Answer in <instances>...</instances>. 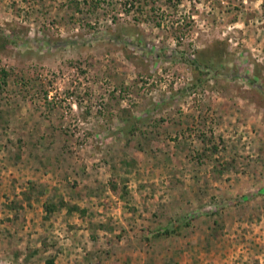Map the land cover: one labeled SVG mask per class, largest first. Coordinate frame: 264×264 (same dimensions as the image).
Segmentation results:
<instances>
[{"label": "rangeland", "instance_id": "obj_1", "mask_svg": "<svg viewBox=\"0 0 264 264\" xmlns=\"http://www.w3.org/2000/svg\"><path fill=\"white\" fill-rule=\"evenodd\" d=\"M122 1L0 0V264H264V0Z\"/></svg>", "mask_w": 264, "mask_h": 264}, {"label": "trees", "instance_id": "obj_2", "mask_svg": "<svg viewBox=\"0 0 264 264\" xmlns=\"http://www.w3.org/2000/svg\"><path fill=\"white\" fill-rule=\"evenodd\" d=\"M68 2H67V4L69 5V6H71V5H75V6H79L80 4H86L87 2H89V1H91L92 2V4H91V6L93 5V6H98V5H100V4H102L103 5V3H109L110 1H112V0H67ZM147 0H123L122 1V3H123V6H124V8L126 9V10H130L131 8H133L134 6L135 7H139V6H143V2H144V4H145V2H146ZM6 37V36H5ZM8 37V36H7ZM15 41V40H14ZM212 63H210V65H211ZM207 65V64H206ZM167 157H168V155H167ZM111 181H110V183H111V187H112V189H117L118 188V184L117 183H115V178L112 176L111 178ZM57 205L55 204V203H52V204H46V206H45V209H46V211H52V210H54L55 209V207H56ZM77 208V206L76 205H69L68 207H67V209L69 210V211H71V210H73V209H76ZM177 221H175V222H169L168 224H165V226H163L161 229H162V232H170V231H173L178 225H180L182 222L183 223H185V224H187L188 223V219H187V217L186 216H183V217H181V218H178V219H176ZM45 263L46 264H55L54 263V259L53 258H47L46 260H45Z\"/></svg>", "mask_w": 264, "mask_h": 264}]
</instances>
